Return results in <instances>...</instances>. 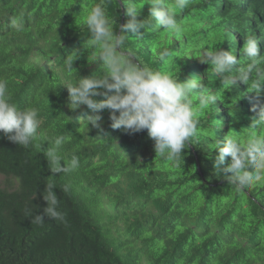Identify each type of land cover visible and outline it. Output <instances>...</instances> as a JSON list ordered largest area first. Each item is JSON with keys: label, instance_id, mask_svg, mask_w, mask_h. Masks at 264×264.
<instances>
[{"label": "trees", "instance_id": "1", "mask_svg": "<svg viewBox=\"0 0 264 264\" xmlns=\"http://www.w3.org/2000/svg\"><path fill=\"white\" fill-rule=\"evenodd\" d=\"M99 2L0 0V79L18 108H35L42 118L27 147L0 133V264H264V187L238 192L231 174L214 168L224 138L243 136L258 118L264 88L255 93L243 83L223 85L204 63L206 52L216 49L246 63L241 50L248 34L261 38L264 55V0H193L177 14L186 27L181 35L152 20L138 37L128 33L119 49L178 80L200 79L215 96L175 161L156 155L147 130L112 129L109 110L100 113L96 129L83 120L91 110L71 107L67 86L103 74L99 50L84 49L90 36L85 10ZM139 2V18L147 19L148 0ZM106 10L117 35L124 34L123 0H108ZM165 50L172 55L162 59ZM73 52L79 59L69 70L65 59ZM61 138L58 154L69 170L54 173L47 152ZM49 184L66 223L45 217L40 227L31 219L43 214Z\"/></svg>", "mask_w": 264, "mask_h": 264}, {"label": "clouds", "instance_id": "2", "mask_svg": "<svg viewBox=\"0 0 264 264\" xmlns=\"http://www.w3.org/2000/svg\"><path fill=\"white\" fill-rule=\"evenodd\" d=\"M108 0H100L90 10H85L86 26L90 33L84 49L94 54L99 50V63L103 74L79 79L76 85H68L71 107L86 106L94 115L83 119L87 126L101 129L102 113L110 111L111 127L123 130L127 134H136L147 130L154 141V150L158 157L166 160H179L188 148L191 139L197 135L200 116L215 96L201 83L200 79L181 81L171 70H156L141 66L131 55L119 52L132 33L139 36L140 29H146L155 20L169 35L179 36L186 27L178 22L177 14L190 6L193 0H148L150 15L140 19L139 0H123L126 7L127 23L122 25L124 34L117 35L113 29L106 6ZM261 38L248 34L241 50V56L247 62L241 64L232 51L221 49L207 51L204 63L211 65L214 77H223L225 82L243 83L249 90L258 93L264 88V55L260 49ZM165 50L162 59L171 57ZM79 54L73 52L65 59L66 67L73 69ZM166 64L171 60L165 59ZM240 67H236L237 64ZM199 97L194 104L193 98ZM98 97H104L98 100ZM255 111V109H254ZM42 118L35 108H18L13 102L7 82L0 79V133L12 143L27 147L36 138ZM256 129H264V108L253 120L250 130L228 134L217 147L214 168L217 174H231L227 177L236 191L245 188L264 187V134ZM70 139V138H69ZM64 138L56 141V147L49 149L47 157L52 171H67L61 164L58 154ZM230 157V163L226 158ZM70 166H78V157L73 154ZM67 189H65L66 191ZM43 200L47 206L42 215H34L31 223L43 227L45 217L66 223L64 214L58 211L59 198L52 184L46 186ZM31 216L32 214L29 213Z\"/></svg>", "mask_w": 264, "mask_h": 264}]
</instances>
